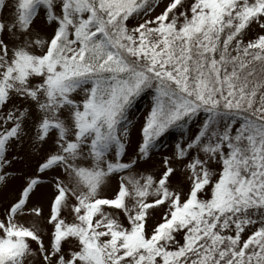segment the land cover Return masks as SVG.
Here are the masks:
<instances>
[{"label": "rangeland", "instance_id": "374dc122", "mask_svg": "<svg viewBox=\"0 0 264 264\" xmlns=\"http://www.w3.org/2000/svg\"><path fill=\"white\" fill-rule=\"evenodd\" d=\"M216 1L262 59L264 0H0V264H264V74L179 52Z\"/></svg>", "mask_w": 264, "mask_h": 264}, {"label": "trees", "instance_id": "16d2710c", "mask_svg": "<svg viewBox=\"0 0 264 264\" xmlns=\"http://www.w3.org/2000/svg\"><path fill=\"white\" fill-rule=\"evenodd\" d=\"M210 8L211 10V14L203 21L201 22H189L187 23L182 29V34L184 36H188L191 35L193 36V38H195L197 41L196 43L191 47V50H185V52L183 50H179V52H181V57L183 58L184 62L186 64V66L192 68V69H198L199 65L202 64V66H200V69H202L203 67L206 66V63H208V59H206V54L210 53V57L211 58H221V56H230V53L234 50H236V52H238V54L240 55V57L243 59L242 61H238L237 62H231L232 64L237 63L238 65L242 64L244 65L243 67H245V70L248 74L253 73L255 76H259L260 78L263 77V72H264V57L262 59H258L257 61H254L256 58H258V56L260 54H254V55H249L245 56V52L246 51H250L251 50V46L249 43H245L242 38H240V36L238 35L239 33V27L235 28V29H226V19L225 16L226 14H228V12L225 10H223L220 7V2L216 1L212 4L211 7H206V14H207V10ZM211 17V19H209ZM171 27V26H170ZM184 28H187L186 30H184ZM172 29V27H171ZM201 29V34H198L197 32ZM176 29H172V31H170V34L168 31H164V30H160V32H164L166 35L170 36L172 32H174ZM194 32V33H193ZM222 33H227L226 38L223 39L222 38ZM163 36V35H162ZM185 38V37H184ZM187 38H185L184 43L183 41H177V47L179 49H182L183 46L185 49L186 42H187ZM209 42V49L206 47V43ZM264 43V42H263ZM262 43L261 45V50H262V54H264V44ZM188 47V46H187ZM168 49V47H167ZM233 49V50H232ZM178 52V51H177ZM84 56L82 58H86L88 55L90 56L88 50L86 52L83 53ZM228 57H225L227 60L229 59ZM219 60V59H218ZM99 61V63H98ZM102 59L98 60L92 58L91 60V64L89 66V68L87 70H90V72H92V77H94L96 75V68H98V75H97V79L98 78H102L103 80L105 78H107L109 75H119L120 77L123 76V74H126V69L122 70V64L120 62V60H118L116 57L111 58L109 62L114 61V64H102ZM74 65L77 67L78 66V61L77 62H73ZM131 65V64H129ZM252 69V70H251ZM257 71V72H256ZM100 75H103L100 77ZM150 77L146 76V75H142L140 77V79L137 82V85L135 86V88L140 89L142 88L145 84L148 83ZM105 83H101L100 85L102 86V88L104 87ZM134 86V85H131ZM132 88L131 87L126 93L132 92ZM134 90V89H133ZM168 92V91H166ZM96 97V95H95ZM127 97V98H126ZM132 94L129 93L127 94V96L125 94H121L120 97L116 98L114 105H115V109L117 107V104L123 102V104L121 106L124 105V101H126L127 99L128 102L126 105H129L132 100ZM95 99V98H94ZM184 100L186 101V103L191 104V101L189 99V97H184ZM116 114V110L114 111ZM180 106L178 105L175 108V115H176V119H179L177 121V123H181L184 121V119L186 118V116H183L180 114ZM188 111L185 112V114H187ZM98 126V129L100 131V126L102 125V119L101 118H97V120H95V126ZM235 162L233 161L231 164L233 165V171L235 168ZM231 164H228V167H230ZM195 202L190 203V205L186 204L184 205L182 208H188L189 206L194 205ZM225 209V208H224ZM222 209V210H224ZM223 217V216H222ZM177 220L173 219L170 223L166 224V225H162L161 227H159V231H158V236L161 237V235L163 233H167L165 235V237H167V235H171L172 233V229H174V227H176L177 225L175 224ZM176 226H175V225ZM239 224V223H238ZM262 230H264V225L261 228ZM263 233V232H259L258 234ZM167 242V243H166ZM163 243V242H162ZM165 245H168V240L165 241ZM261 245H264V240L262 241ZM167 249V246H165ZM216 249L220 252L222 251L220 248H218L217 246H215ZM133 251L135 250L134 248H131ZM180 250H184L185 246L184 244L179 246ZM255 249V248H254ZM128 250V248H127ZM206 250V249H204ZM169 251V250H168ZM260 251V256L263 257V252H264V247L263 248H259ZM134 253V252H133ZM130 255H135L136 257H138L137 255V249L136 252L134 254H130ZM199 257L202 259L203 256L199 255ZM232 258L234 260L236 259H242V253L240 252V250H236L234 249V255L232 256ZM250 258V257H249ZM248 258V259H249ZM222 261L225 262V264H231L229 259H226L225 257L221 258ZM139 264H141V260H136ZM229 261V263H228ZM247 263L253 262V260L249 259ZM245 263V262H244ZM100 264H113L112 261H110V259H107V261H102L100 262ZM130 264H134V261L131 262Z\"/></svg>", "mask_w": 264, "mask_h": 264}]
</instances>
